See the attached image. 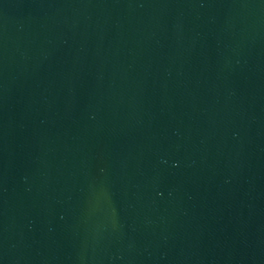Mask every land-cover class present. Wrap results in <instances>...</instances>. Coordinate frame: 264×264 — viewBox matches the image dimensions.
<instances>
[{"label":"water","instance_id":"obj_1","mask_svg":"<svg viewBox=\"0 0 264 264\" xmlns=\"http://www.w3.org/2000/svg\"><path fill=\"white\" fill-rule=\"evenodd\" d=\"M0 264H264V0H0Z\"/></svg>","mask_w":264,"mask_h":264}]
</instances>
